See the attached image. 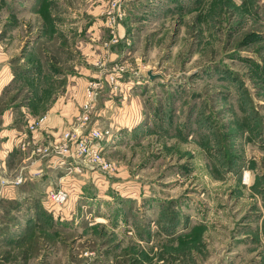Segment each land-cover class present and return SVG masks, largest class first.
Instances as JSON below:
<instances>
[{"label":"rangeland","instance_id":"374dc122","mask_svg":"<svg viewBox=\"0 0 264 264\" xmlns=\"http://www.w3.org/2000/svg\"><path fill=\"white\" fill-rule=\"evenodd\" d=\"M91 89L113 170L77 178L115 195L2 200L0 264H264V0H0V113L71 127Z\"/></svg>","mask_w":264,"mask_h":264},{"label":"crops","instance_id":"0c3cea01","mask_svg":"<svg viewBox=\"0 0 264 264\" xmlns=\"http://www.w3.org/2000/svg\"><path fill=\"white\" fill-rule=\"evenodd\" d=\"M21 112L5 111L0 113L2 116H0V202L5 199L19 208L23 206L27 209H33L34 207L44 206L46 209V194L51 189L60 187V182L63 184L62 177L64 173L56 167L53 158H43L42 153L34 154L33 151L35 152L38 148L50 147L52 142L57 140L69 128L73 119L72 117L67 118V114L65 116V113L58 111L55 116L49 117L48 123L39 132L29 133L28 136L20 127ZM96 116L99 117V115ZM99 121H93L91 128L98 127L97 129H100L102 121L101 123ZM110 123L112 126L115 124L114 122ZM127 126L130 130L133 129L130 125ZM108 142L109 139L106 143L103 141L100 144L107 148L111 146ZM22 145L25 146V149H22ZM113 147L117 148V145ZM92 175L95 179L99 178L97 173ZM20 178L23 179L22 184L16 185L15 183ZM86 178L87 176L76 179L77 194L71 199L67 208L64 209V222L68 221L69 224H76L77 226L84 220V214H88L86 218L88 216L94 217L92 215H95L98 205L101 204V200L98 202V199H100L98 196H104L112 200L111 194L115 195L106 192V188L99 187L97 196L96 194L92 196L87 190L88 182L85 183V180L88 179ZM2 181L6 183L4 186L1 185ZM68 186L70 187V185ZM105 203L106 201L102 204L105 205ZM5 205L10 204L6 203ZM31 217L34 219L33 216ZM96 219L99 221L102 218L96 217Z\"/></svg>","mask_w":264,"mask_h":264},{"label":"built area","instance_id":"2783aa9c","mask_svg":"<svg viewBox=\"0 0 264 264\" xmlns=\"http://www.w3.org/2000/svg\"><path fill=\"white\" fill-rule=\"evenodd\" d=\"M117 21L118 17L110 21L112 28L115 27ZM118 75V72L111 74V82H119ZM97 96L98 92L91 89L86 94L81 115L72 126L52 142L50 147L38 148L35 152L33 151L34 154L42 153L43 158H53L56 167L64 173L62 177L63 184L60 182V187L53 188L46 194L45 201L47 205L45 207L55 220H63L64 209L67 208L71 199L76 196V179L78 175L98 172L105 175V173L113 170V164L105 159L104 151L100 146L103 139L102 132L91 128L92 119L96 115ZM47 121L48 116L30 120L27 125L29 132L26 134L39 132ZM22 149H25L24 145H22ZM22 182L23 179L20 178L15 184L20 185ZM5 184V181L1 182L2 186Z\"/></svg>","mask_w":264,"mask_h":264}]
</instances>
